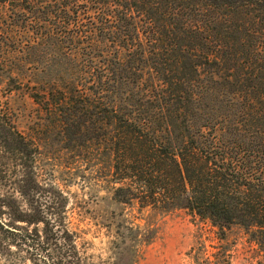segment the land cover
<instances>
[{"label": "trees", "instance_id": "1", "mask_svg": "<svg viewBox=\"0 0 264 264\" xmlns=\"http://www.w3.org/2000/svg\"><path fill=\"white\" fill-rule=\"evenodd\" d=\"M0 11V55L15 53L13 19L31 14L26 49L70 73L29 97L97 159L113 198L185 211L221 238L237 227L264 264V0H0ZM35 150L0 112V159Z\"/></svg>", "mask_w": 264, "mask_h": 264}, {"label": "rangeland", "instance_id": "2", "mask_svg": "<svg viewBox=\"0 0 264 264\" xmlns=\"http://www.w3.org/2000/svg\"><path fill=\"white\" fill-rule=\"evenodd\" d=\"M29 17H13L15 53L0 55L1 115L36 149L31 160L0 159V264H257L261 254L237 227L221 238L185 211L162 215L113 198L117 186L102 182L97 159L29 97L37 80L62 87L70 74L54 52L26 49L39 33Z\"/></svg>", "mask_w": 264, "mask_h": 264}]
</instances>
